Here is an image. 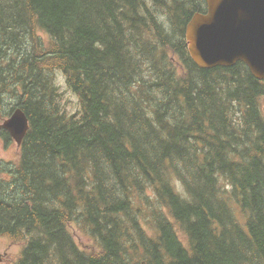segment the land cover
Masks as SVG:
<instances>
[{"label":"trees","instance_id":"obj_1","mask_svg":"<svg viewBox=\"0 0 264 264\" xmlns=\"http://www.w3.org/2000/svg\"><path fill=\"white\" fill-rule=\"evenodd\" d=\"M206 10L0 0L5 116L20 107L30 122L0 178V236L23 245L14 264H264V81L242 62L195 64L186 28ZM40 33L45 58L29 50Z\"/></svg>","mask_w":264,"mask_h":264},{"label":"water","instance_id":"obj_2","mask_svg":"<svg viewBox=\"0 0 264 264\" xmlns=\"http://www.w3.org/2000/svg\"><path fill=\"white\" fill-rule=\"evenodd\" d=\"M205 1L206 12L194 14L186 28L188 51L195 64L215 69L242 62L255 78L264 81V0ZM1 128L21 146L30 125L25 112L17 109Z\"/></svg>","mask_w":264,"mask_h":264},{"label":"rangeland","instance_id":"obj_3","mask_svg":"<svg viewBox=\"0 0 264 264\" xmlns=\"http://www.w3.org/2000/svg\"><path fill=\"white\" fill-rule=\"evenodd\" d=\"M152 6V4H150ZM158 13L161 16H165V12L162 9H158ZM49 35L46 33H40L39 35V44L35 45L32 43L29 46V50L31 52H35V50L39 47L41 54L39 57H46V53H49ZM45 51V52H44ZM37 54V52H35ZM50 77L53 75L55 87L58 92V99H63L65 103L68 104L67 112L69 114H74L80 110V101L78 97L68 89V82L65 74L60 70H55L49 72ZM14 97L13 90H6L0 87V118L5 117V111H9L13 109L14 105H5L7 102H12V98ZM264 109V107H263ZM19 159V149L17 147V143L14 140H9V145L7 148L3 145L0 140V160L4 161L8 166L11 162H17ZM8 177H10V173H8ZM2 179H6L7 177L1 176ZM23 249V245L15 244L12 240L5 236H0V253L6 256L5 260L1 264H14L18 259L21 251Z\"/></svg>","mask_w":264,"mask_h":264},{"label":"flooded vegetation","instance_id":"obj_4","mask_svg":"<svg viewBox=\"0 0 264 264\" xmlns=\"http://www.w3.org/2000/svg\"><path fill=\"white\" fill-rule=\"evenodd\" d=\"M11 98L13 101L7 102V103H5V105H14L15 104V102H16L15 97H11ZM12 114L13 113L5 116L4 118H0V124H4L12 116ZM0 140L2 141L5 148H7V146L9 145V140H14V139L12 138V135L8 130H6L5 128H1L0 129ZM18 149H19V147H18ZM8 173H10L9 165L7 166L4 161L0 160V174H1V176L8 177Z\"/></svg>","mask_w":264,"mask_h":264}]
</instances>
